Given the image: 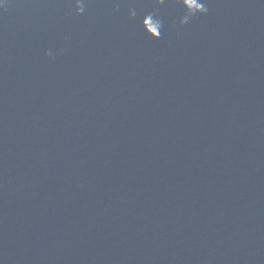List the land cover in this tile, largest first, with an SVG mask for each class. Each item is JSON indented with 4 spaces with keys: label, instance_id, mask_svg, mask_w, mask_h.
Masks as SVG:
<instances>
[{
    "label": "water",
    "instance_id": "1",
    "mask_svg": "<svg viewBox=\"0 0 264 264\" xmlns=\"http://www.w3.org/2000/svg\"><path fill=\"white\" fill-rule=\"evenodd\" d=\"M206 3L0 9V264H264V0Z\"/></svg>",
    "mask_w": 264,
    "mask_h": 264
},
{
    "label": "clouds",
    "instance_id": "2",
    "mask_svg": "<svg viewBox=\"0 0 264 264\" xmlns=\"http://www.w3.org/2000/svg\"><path fill=\"white\" fill-rule=\"evenodd\" d=\"M164 2L165 0H159L160 4H163ZM7 3L8 0H0V9L6 10ZM176 3L182 5L183 8L186 10L185 15L179 21L181 26L187 25L192 19L196 18L197 16L207 15L209 12V8L207 6L206 0H195L194 6H189L192 4V0H188L187 4L185 3V0H176ZM87 7H88V0H75L76 15L83 16L87 10ZM116 7L118 8L119 4H117ZM68 15H71V13H68ZM129 15L131 18H135L137 16V13L134 8L129 9ZM145 16H150L154 18L153 28L154 30L157 31V34L155 36H152L151 34L148 35H150L154 39H160L161 30L164 24H163V20L159 16V10L156 9L150 13H147L146 15H144V17ZM65 39H68V37H65ZM46 55L54 58V53L51 49L47 51Z\"/></svg>",
    "mask_w": 264,
    "mask_h": 264
}]
</instances>
